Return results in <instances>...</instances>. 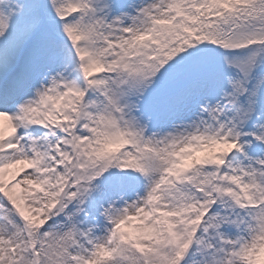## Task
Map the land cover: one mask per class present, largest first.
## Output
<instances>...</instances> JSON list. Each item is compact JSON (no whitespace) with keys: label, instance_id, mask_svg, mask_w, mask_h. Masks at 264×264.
Here are the masks:
<instances>
[{"label":"snow or ice","instance_id":"1","mask_svg":"<svg viewBox=\"0 0 264 264\" xmlns=\"http://www.w3.org/2000/svg\"><path fill=\"white\" fill-rule=\"evenodd\" d=\"M0 264H264V0H0Z\"/></svg>","mask_w":264,"mask_h":264}]
</instances>
